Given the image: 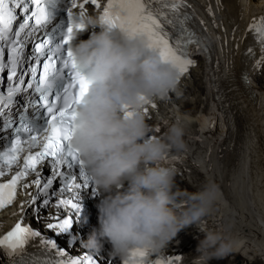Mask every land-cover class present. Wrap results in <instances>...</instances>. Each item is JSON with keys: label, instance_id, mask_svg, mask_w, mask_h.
I'll list each match as a JSON object with an SVG mask.
<instances>
[{"label": "clouds", "instance_id": "obj_1", "mask_svg": "<svg viewBox=\"0 0 264 264\" xmlns=\"http://www.w3.org/2000/svg\"><path fill=\"white\" fill-rule=\"evenodd\" d=\"M81 23L82 32L92 34L78 44L82 32L74 34L70 50L76 71L90 87L75 107L71 147L79 153L94 195L100 198V230L83 245L99 253L106 240L111 255L123 260L134 249L163 250L180 231L209 214L216 196L209 186L191 195L190 206L178 213L176 205L186 193L166 162L187 149L185 128L178 118L163 139L149 138L148 102L170 93L179 95L182 77L145 38L110 30L96 16H85ZM229 251L230 245L224 244L213 255L222 258Z\"/></svg>", "mask_w": 264, "mask_h": 264}, {"label": "snow or ice", "instance_id": "obj_2", "mask_svg": "<svg viewBox=\"0 0 264 264\" xmlns=\"http://www.w3.org/2000/svg\"><path fill=\"white\" fill-rule=\"evenodd\" d=\"M89 3L97 9L100 8L99 0H83V2L78 0H0V42H6L12 54L9 79L16 76L17 63L24 47L21 33H24L25 29H29L31 33L37 32L41 28H46L56 18L58 11L66 13L52 33L46 34L45 38L35 44V51L44 58V63L41 66L37 61L30 71L32 80L35 81L34 92L39 94V100L36 103L43 112L36 119L21 120L19 126L14 129L11 143L6 149L0 150V167L11 168L20 160L26 147L29 149L24 157L23 170L18 171L9 182L0 183V209L13 203L17 186L22 179L30 173H36L39 176L37 166L45 160L52 165L53 177L60 176L66 179V187L69 190L73 187L75 189L92 187L79 153L71 147L75 130V107L87 95L90 82L76 71L70 46L73 35L83 31L84 25L81 19L86 16L85 5ZM184 7H186L184 0H108L100 19L110 30L118 31L128 38H145L151 49L157 51L166 63H171L180 75L184 76L191 67L195 66V62L187 54V47L193 43H200L194 33L184 27L188 19L186 13L181 16V9ZM77 8L78 14L73 12V9ZM17 9L20 10L23 22L14 32V22L18 18ZM174 22L182 30L181 36L175 40L165 30L166 25H172ZM249 30L254 33V38L264 51V18H261L259 22L254 21ZM27 36L28 33H25V38ZM0 51H2V44H0ZM248 51L251 53L252 49ZM4 68L5 65L0 62V72H3ZM38 68L41 69L39 79L36 76ZM26 87L33 88V84L29 83ZM18 91V88L11 89L7 98L0 95V104H5L7 100V105H11L12 97ZM152 106L155 107V104ZM0 115L3 113L0 112ZM41 136L43 137L42 147L39 143ZM152 137L155 138V136ZM32 148L41 150L33 153L30 151ZM64 164H67L68 169H79V177L83 179L82 184L75 183L77 179L75 175L59 171V167ZM4 174L0 171V177ZM52 182V179H47L41 187L40 179L34 181L37 189L44 192ZM92 190L95 194L94 187ZM44 203H48L47 199ZM57 207L68 209L71 215L65 213L64 217H57L55 223H49L48 227L57 231L58 234L69 233L73 223L82 213L81 203L79 199H61ZM38 236H40L38 231L17 223L11 232L0 238V249H7L10 255L20 254L28 241ZM44 243L52 249H57L61 257L66 256V252L58 248L56 241L48 239L44 240ZM148 255L147 249H134L130 253V258L123 260L122 264H143L144 258ZM55 264H98V260L85 254L83 258L61 259ZM157 264H178V260L157 261Z\"/></svg>", "mask_w": 264, "mask_h": 264}, {"label": "bare ground", "instance_id": "obj_3", "mask_svg": "<svg viewBox=\"0 0 264 264\" xmlns=\"http://www.w3.org/2000/svg\"><path fill=\"white\" fill-rule=\"evenodd\" d=\"M221 3L225 8L212 7L220 10L218 17L228 33L220 31L223 37L227 33L226 39L230 43L233 40L234 47L250 19L264 13V0H221ZM216 36H221L219 31ZM228 53V60L233 61L232 69L228 71L221 65L217 75V84L224 90L223 104L211 102L205 68L200 66L192 71V79L185 83L184 91L175 96L179 110H172L174 115L168 113V116L171 125L179 118L185 128L187 149L182 152L178 170L187 195L203 193L209 186L216 191L209 214L194 225L208 232L202 238L212 247L210 252L217 250L220 242L230 245L229 264H264V61H257L251 69V88L245 86L234 92L233 71L239 58L235 50ZM219 106L221 109L217 110ZM220 110L226 113L229 123L223 120ZM57 204L58 201L48 200L38 210L35 220L39 223L36 229L40 236L36 242L62 240L48 227L60 214ZM94 232H78L83 235V244ZM209 237L218 238L217 242ZM62 245L69 246L67 242ZM69 250L73 254L71 259L83 258L85 254L99 262L109 258L106 246L97 255L84 245Z\"/></svg>", "mask_w": 264, "mask_h": 264}, {"label": "rangeland", "instance_id": "obj_4", "mask_svg": "<svg viewBox=\"0 0 264 264\" xmlns=\"http://www.w3.org/2000/svg\"><path fill=\"white\" fill-rule=\"evenodd\" d=\"M213 240H215V239H213ZM216 242V241H215ZM219 246H218V248L221 246L220 245V243L218 244ZM217 248V249H218ZM215 252H216V250H215ZM232 258V256L229 254V253H227L226 255H224L222 258H217V260L219 261H217V263L218 264H229V260Z\"/></svg>", "mask_w": 264, "mask_h": 264}]
</instances>
